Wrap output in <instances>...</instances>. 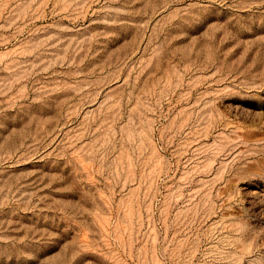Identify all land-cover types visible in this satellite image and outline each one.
<instances>
[{
	"label": "rangeland",
	"instance_id": "obj_1",
	"mask_svg": "<svg viewBox=\"0 0 264 264\" xmlns=\"http://www.w3.org/2000/svg\"><path fill=\"white\" fill-rule=\"evenodd\" d=\"M0 264H264V0H0Z\"/></svg>",
	"mask_w": 264,
	"mask_h": 264
}]
</instances>
